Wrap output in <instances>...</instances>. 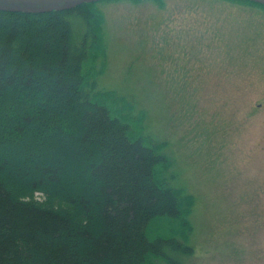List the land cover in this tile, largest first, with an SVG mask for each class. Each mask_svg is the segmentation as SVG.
<instances>
[{
    "label": "trees",
    "instance_id": "16d2710c",
    "mask_svg": "<svg viewBox=\"0 0 264 264\" xmlns=\"http://www.w3.org/2000/svg\"><path fill=\"white\" fill-rule=\"evenodd\" d=\"M96 4L0 12V264H182L174 254L193 252L194 201L166 175L147 113L97 89Z\"/></svg>",
    "mask_w": 264,
    "mask_h": 264
},
{
    "label": "rangeland",
    "instance_id": "374dc122",
    "mask_svg": "<svg viewBox=\"0 0 264 264\" xmlns=\"http://www.w3.org/2000/svg\"><path fill=\"white\" fill-rule=\"evenodd\" d=\"M244 5L96 4L107 57L97 89L147 113L174 164L166 175L194 201L182 264H264V10Z\"/></svg>",
    "mask_w": 264,
    "mask_h": 264
},
{
    "label": "water",
    "instance_id": "95a60500",
    "mask_svg": "<svg viewBox=\"0 0 264 264\" xmlns=\"http://www.w3.org/2000/svg\"><path fill=\"white\" fill-rule=\"evenodd\" d=\"M109 0H0V12L41 15L70 11L83 4ZM264 6V0H246Z\"/></svg>",
    "mask_w": 264,
    "mask_h": 264
},
{
    "label": "flooded vegetation",
    "instance_id": "af4514ba",
    "mask_svg": "<svg viewBox=\"0 0 264 264\" xmlns=\"http://www.w3.org/2000/svg\"><path fill=\"white\" fill-rule=\"evenodd\" d=\"M249 7V6H248ZM251 8H254V7H251ZM264 10V9H263ZM260 106V105H259Z\"/></svg>",
    "mask_w": 264,
    "mask_h": 264
}]
</instances>
